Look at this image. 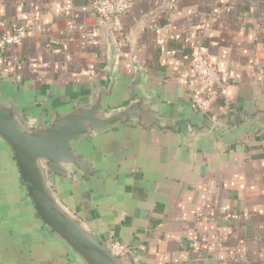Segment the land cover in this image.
Segmentation results:
<instances>
[{"label":"crops","instance_id":"obj_1","mask_svg":"<svg viewBox=\"0 0 264 264\" xmlns=\"http://www.w3.org/2000/svg\"><path fill=\"white\" fill-rule=\"evenodd\" d=\"M117 45L119 93L137 64L165 104L201 110L220 128L194 144L172 131L122 127L91 144L98 177H54L60 201L141 264H264V0H129ZM0 74L45 95L85 93L110 50L91 0H0ZM219 81L199 88L192 60ZM196 108V107H195ZM0 264H77L38 223L15 173L0 165Z\"/></svg>","mask_w":264,"mask_h":264},{"label":"water","instance_id":"obj_2","mask_svg":"<svg viewBox=\"0 0 264 264\" xmlns=\"http://www.w3.org/2000/svg\"><path fill=\"white\" fill-rule=\"evenodd\" d=\"M110 50L106 78L85 93L61 98L45 95L0 74V165L13 169L21 198L39 225L56 239L77 264H141L131 249L112 253L108 240L66 207L51 180L100 176L91 162V144L103 133L122 127L172 131L192 145L201 135H216L221 124L193 106L165 104L162 93L145 88V75L135 64L128 96L117 102L119 75L117 45L107 32ZM1 177V174H0Z\"/></svg>","mask_w":264,"mask_h":264},{"label":"built area","instance_id":"obj_3","mask_svg":"<svg viewBox=\"0 0 264 264\" xmlns=\"http://www.w3.org/2000/svg\"><path fill=\"white\" fill-rule=\"evenodd\" d=\"M130 6L131 2L129 0H91V9L98 18V24L113 34L121 32L122 15L129 10ZM23 38L24 34L21 29L13 33L3 34L0 36V48L20 43ZM192 69L193 76L201 89L219 81V73L216 67L202 54L194 56ZM194 107L199 110H206L209 107V101L198 95L194 99ZM108 245L112 253L116 255L129 250L125 244L113 238L108 240Z\"/></svg>","mask_w":264,"mask_h":264}]
</instances>
